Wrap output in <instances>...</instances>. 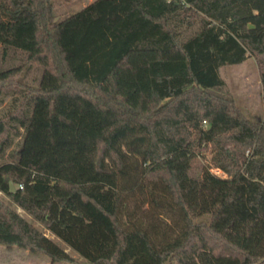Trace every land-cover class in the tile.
<instances>
[{
  "label": "trees",
  "instance_id": "trees-1",
  "mask_svg": "<svg viewBox=\"0 0 264 264\" xmlns=\"http://www.w3.org/2000/svg\"><path fill=\"white\" fill-rule=\"evenodd\" d=\"M0 47L38 66L0 67L11 202L91 264H264V0H0ZM248 58L259 121L217 73ZM0 246L72 262L1 201Z\"/></svg>",
  "mask_w": 264,
  "mask_h": 264
},
{
  "label": "rangeland",
  "instance_id": "rangeland-1",
  "mask_svg": "<svg viewBox=\"0 0 264 264\" xmlns=\"http://www.w3.org/2000/svg\"><path fill=\"white\" fill-rule=\"evenodd\" d=\"M52 3V11L55 19L77 12L83 6L92 0H49ZM23 65L22 72L19 73L17 79L20 82L31 83L38 75V66L33 61H27L24 56L21 57L17 52L5 50L0 47V67H8L14 65ZM219 77L223 80V91L228 93L234 104L237 105L246 117L253 121H259L263 117V109L261 102V86L258 77L257 65L253 59H246L238 64L220 66L217 69ZM14 84H10L9 89L3 94L0 101V117L6 114L15 106L14 99H19L21 92L14 88ZM17 138L14 139L16 141ZM13 145L7 148L4 155L0 158V163L6 161L7 154L11 151ZM203 158H199L197 163L202 164ZM218 176L222 173L210 169ZM0 201L7 205L11 210L16 212L20 217L30 223L34 228L48 237L58 247L63 249L71 258V263L58 262L54 264H91L78 254L72 251L68 246L61 242L57 237L45 229L39 222L34 220L29 214L11 202L7 196L0 192ZM0 264H49L48 259L42 254H32L27 250L17 247L5 248L0 246Z\"/></svg>",
  "mask_w": 264,
  "mask_h": 264
},
{
  "label": "water",
  "instance_id": "water-1",
  "mask_svg": "<svg viewBox=\"0 0 264 264\" xmlns=\"http://www.w3.org/2000/svg\"><path fill=\"white\" fill-rule=\"evenodd\" d=\"M13 185H12V183L11 182H9V191H13Z\"/></svg>",
  "mask_w": 264,
  "mask_h": 264
},
{
  "label": "built area",
  "instance_id": "built-area-1",
  "mask_svg": "<svg viewBox=\"0 0 264 264\" xmlns=\"http://www.w3.org/2000/svg\"><path fill=\"white\" fill-rule=\"evenodd\" d=\"M20 187V186H19Z\"/></svg>",
  "mask_w": 264,
  "mask_h": 264
}]
</instances>
